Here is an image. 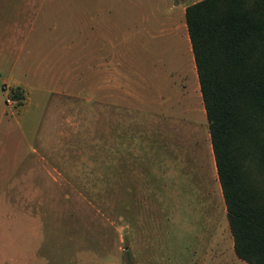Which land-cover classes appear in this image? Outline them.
I'll return each mask as SVG.
<instances>
[{
    "label": "rangeland",
    "instance_id": "obj_1",
    "mask_svg": "<svg viewBox=\"0 0 264 264\" xmlns=\"http://www.w3.org/2000/svg\"><path fill=\"white\" fill-rule=\"evenodd\" d=\"M122 1L128 15L119 27L108 26L110 33L121 29L128 38L140 35L139 0ZM176 1L197 0H141V17L152 23L151 29L142 25V33L156 34L160 22L166 29ZM39 3L0 0V40L6 45L8 37L11 47L12 39L35 37L32 48L40 50L43 38L77 36L73 45L80 66L71 89L76 96L59 92L62 81L50 83L51 73L33 81L35 98L26 118L17 122L15 141L23 130L20 150H37L16 172L15 186L8 187L10 202L0 203V264H151L152 256L168 264H197L215 233L218 241L209 251L217 258L211 264H247L231 247L217 174L206 172L204 114L190 122L164 123L104 105L103 91L91 88L86 73L92 35L85 19L70 23L57 14L41 23ZM177 34L170 32L164 41L172 53L182 54L187 45ZM31 62L26 65H36ZM7 87L6 95L15 98L11 106L21 112L27 103L24 90ZM191 245L197 248L194 257Z\"/></svg>",
    "mask_w": 264,
    "mask_h": 264
},
{
    "label": "crops",
    "instance_id": "obj_2",
    "mask_svg": "<svg viewBox=\"0 0 264 264\" xmlns=\"http://www.w3.org/2000/svg\"><path fill=\"white\" fill-rule=\"evenodd\" d=\"M38 1L40 2L39 13L44 10L41 13V23L51 20L57 14L66 16L70 23L74 18L85 19L92 35V40L88 41L92 43H88L86 73L90 75L91 88L103 91L104 105L109 107L117 105L125 107L130 112L150 114L153 119L164 123L190 122L194 117H200V113L204 114V119L206 118L185 22L187 4L179 1L172 2L170 4V10L174 11L172 22L166 29H163L164 24L160 22V27L154 30L156 34H153L150 30L148 33H142V25L151 29L152 23L151 19L141 17L142 2L139 0L140 18L135 12L133 22L136 25L137 18L140 19V35L133 33V36L128 38L123 32L121 33V29L116 30V34L112 35L108 28L111 25L119 27L126 19L128 9L122 0H81L82 3H76L75 0ZM134 7L136 11L137 4H134ZM67 26L74 25L67 24ZM170 32H178V39L186 42L187 47L185 50L182 48V54L172 53L171 44L169 41L167 43L164 41ZM174 38V36L171 37L173 42L176 41ZM49 40L52 39L48 37V39L38 40L41 45L39 50L38 46L32 48L35 37L12 39V51L10 52V39L7 37L6 45L3 40H0V203L10 202L8 187L15 186L16 172L25 166L24 161L37 150L32 147L20 150L19 146L25 134L23 130L17 137V145L15 141V129L19 126L17 122L26 118L27 106L35 98L36 86L33 81H44V74L51 73L50 83H54L55 79L58 82L62 81L59 92L64 91L70 97L76 96L71 89L73 83L77 82L80 66L79 51L76 45H73L75 40H78L77 36L62 34L53 41ZM9 58H12L10 65L7 62ZM19 59L23 61L17 69L16 64ZM28 61L29 63L36 62V65L32 67L29 64L26 65ZM96 75L99 76L97 79H95ZM4 84L24 90L27 103L21 112L15 113L13 107L6 104ZM205 124L201 125L203 129L206 128L202 130L204 156L207 157L209 165L206 172L210 171L214 175V173L217 174L214 154L208 123ZM217 236L218 234L215 233V237L203 251L205 255L202 257V262L197 264H211L217 258L216 254L209 251L214 244L216 245L218 240L214 239ZM193 247L191 245L189 248L192 257L195 256V250H197ZM231 247L233 248V239ZM150 263L168 264L169 262L164 259H155L152 256Z\"/></svg>",
    "mask_w": 264,
    "mask_h": 264
},
{
    "label": "trees",
    "instance_id": "obj_3",
    "mask_svg": "<svg viewBox=\"0 0 264 264\" xmlns=\"http://www.w3.org/2000/svg\"><path fill=\"white\" fill-rule=\"evenodd\" d=\"M185 22L233 250L264 264V0H197Z\"/></svg>",
    "mask_w": 264,
    "mask_h": 264
},
{
    "label": "built area",
    "instance_id": "obj_4",
    "mask_svg": "<svg viewBox=\"0 0 264 264\" xmlns=\"http://www.w3.org/2000/svg\"><path fill=\"white\" fill-rule=\"evenodd\" d=\"M3 89H4V90H7V89H8V87H7L6 84H4ZM5 102H6V104H8V105H13L14 102H15V98L13 97L12 94H9V93H8V94L6 95V97H5Z\"/></svg>",
    "mask_w": 264,
    "mask_h": 264
}]
</instances>
